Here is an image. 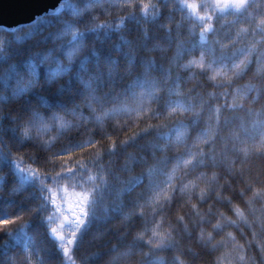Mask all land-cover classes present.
I'll return each mask as SVG.
<instances>
[{
    "label": "clouds",
    "instance_id": "9594fccd",
    "mask_svg": "<svg viewBox=\"0 0 264 264\" xmlns=\"http://www.w3.org/2000/svg\"><path fill=\"white\" fill-rule=\"evenodd\" d=\"M0 264H264V0L0 22Z\"/></svg>",
    "mask_w": 264,
    "mask_h": 264
},
{
    "label": "water",
    "instance_id": "95a60500",
    "mask_svg": "<svg viewBox=\"0 0 264 264\" xmlns=\"http://www.w3.org/2000/svg\"><path fill=\"white\" fill-rule=\"evenodd\" d=\"M33 10V0H0V22L25 19Z\"/></svg>",
    "mask_w": 264,
    "mask_h": 264
},
{
    "label": "snow or ice",
    "instance_id": "6c2138e0",
    "mask_svg": "<svg viewBox=\"0 0 264 264\" xmlns=\"http://www.w3.org/2000/svg\"><path fill=\"white\" fill-rule=\"evenodd\" d=\"M9 221H3V223H8Z\"/></svg>",
    "mask_w": 264,
    "mask_h": 264
}]
</instances>
